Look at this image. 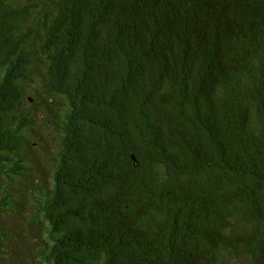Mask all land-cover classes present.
Wrapping results in <instances>:
<instances>
[{
	"label": "trees",
	"instance_id": "obj_1",
	"mask_svg": "<svg viewBox=\"0 0 264 264\" xmlns=\"http://www.w3.org/2000/svg\"><path fill=\"white\" fill-rule=\"evenodd\" d=\"M40 118L33 264H264V0H0L8 177Z\"/></svg>",
	"mask_w": 264,
	"mask_h": 264
},
{
	"label": "rangeland",
	"instance_id": "obj_2",
	"mask_svg": "<svg viewBox=\"0 0 264 264\" xmlns=\"http://www.w3.org/2000/svg\"><path fill=\"white\" fill-rule=\"evenodd\" d=\"M42 100V98H41ZM44 118L38 119L35 123V129L42 137L40 142L32 135L31 147H26L24 152L25 158L28 160L29 170L21 176L12 175L8 177L0 171V202L4 196L12 197L10 204L13 210L0 212V230H5L7 238L17 246L16 250L9 251L7 256L12 264H33L26 255L28 236L36 237L37 233L43 234L45 228L30 226L28 220L33 213L34 197L31 192L34 188H40L41 184H47L52 180L53 171V151L57 148V140L55 136L50 134L48 130L43 128ZM30 228H34L30 232ZM29 251V249H28Z\"/></svg>",
	"mask_w": 264,
	"mask_h": 264
},
{
	"label": "water",
	"instance_id": "obj_3",
	"mask_svg": "<svg viewBox=\"0 0 264 264\" xmlns=\"http://www.w3.org/2000/svg\"><path fill=\"white\" fill-rule=\"evenodd\" d=\"M132 159L134 160V165L137 166L138 162H137L136 156L134 154L132 155Z\"/></svg>",
	"mask_w": 264,
	"mask_h": 264
}]
</instances>
